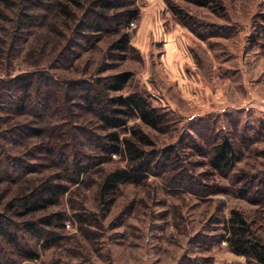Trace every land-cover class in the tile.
Returning <instances> with one entry per match:
<instances>
[{"label":"rangeland","instance_id":"1","mask_svg":"<svg viewBox=\"0 0 264 264\" xmlns=\"http://www.w3.org/2000/svg\"><path fill=\"white\" fill-rule=\"evenodd\" d=\"M133 1L135 18L103 32L83 29L72 5L77 17L67 19L27 0L0 1V221L34 254L26 259L0 237V264H250L229 249L232 211L264 244V0H122L117 12ZM125 73V88L109 92ZM22 75L28 96L19 109L9 81ZM137 93L164 123L153 129L121 115L126 124L110 129L93 99ZM14 127L22 137L10 135ZM133 129L153 142L146 149L174 153L142 182L104 192L128 160L101 145L110 132L123 140ZM224 138L235 161L217 170L212 150ZM63 151L75 154L73 164L85 155L86 172L77 177ZM46 180L64 188L55 205L34 214L11 208ZM49 215L53 226L42 225ZM27 220L52 233L36 240L12 228Z\"/></svg>","mask_w":264,"mask_h":264},{"label":"trees","instance_id":"2","mask_svg":"<svg viewBox=\"0 0 264 264\" xmlns=\"http://www.w3.org/2000/svg\"><path fill=\"white\" fill-rule=\"evenodd\" d=\"M7 1V0H0ZM31 3L40 5L43 8L54 9L66 16L67 19H74L77 17L74 8H78L83 11L81 16V25L83 29L103 32L106 25L112 23L117 19L118 26L125 27V25L137 15V7L132 2L131 8H127L122 12H117L119 8L118 4L122 0H27ZM47 2L48 5H47ZM72 5V7H71ZM133 7V8H132ZM113 11L114 15L109 16ZM30 17V16H26ZM31 20V19H30ZM116 21V20H115ZM116 26V24H115ZM112 27V26H111ZM110 29V28H108ZM127 35L125 34L120 41L119 49H126ZM27 75L17 76L9 81V93L13 96L9 103L14 108L22 109L25 106L23 101L28 96L27 93ZM111 85L109 92H121L130 80L129 74H120L111 78ZM23 91V92H22ZM18 93V94H17ZM88 102L94 104V101L102 105L100 117L110 127V129H116L126 124V119L119 118V116H138L142 122L158 129L161 124L164 123V115L160 113V110L152 107L146 98L140 94H132L126 99L122 97H111L107 101H98L99 99H93L90 96H84ZM117 105L123 107V110L116 108ZM104 113V114H102ZM21 128V127H20ZM19 127L10 129V135L22 137ZM109 143L101 145L103 152L109 155L121 154L128 160V167L126 169H120L110 173L104 182L103 191L111 192L119 184L122 183H140L147 176L151 175L156 166L161 161V158L170 160L173 155V148H165L163 150H155L153 148L146 149L145 147H154L153 142L149 137L139 129H133L132 135L128 138L120 139L117 131L110 132L107 136ZM54 153L52 152V155ZM235 148L231 140L224 138L221 142L216 144L212 150L211 165L217 170L230 169L234 165L235 161ZM63 161L67 164L68 168L77 176L80 177L88 169L87 165H84V157L82 155L81 160L73 164L75 154L72 158L65 155V151L60 153ZM12 158V157H11ZM6 158L7 161L12 160ZM14 160V159H13ZM10 164V163H9ZM71 164V165H70ZM70 165V166H69ZM18 167V166H16ZM64 188L59 184H49L48 180L44 181L40 185L32 188L29 193L22 196L11 204V208L18 206L26 211L27 214H34L41 210H45L52 205H55L59 200L60 195L63 193ZM58 219L61 217L59 214L55 215ZM54 215L45 216L41 220L42 225L53 226ZM40 224V225H41ZM5 221H0V237L5 239L6 242L12 244L20 255L26 259L34 258L33 249L26 243V239L22 238L18 232L11 230L6 226ZM36 220H27L23 222L19 227H12L17 231H23L28 235H31L34 239H41L42 236L52 233L46 231L41 227ZM225 235L227 236V242L229 249L237 255L244 256L248 259L250 264H264V244L257 237L253 231L251 224L239 211H232L231 216L225 227Z\"/></svg>","mask_w":264,"mask_h":264}]
</instances>
